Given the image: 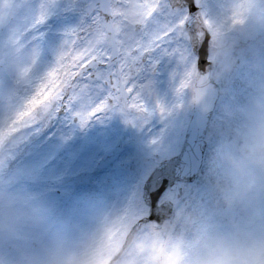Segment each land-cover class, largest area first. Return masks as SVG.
Listing matches in <instances>:
<instances>
[{
  "label": "rangeland",
  "instance_id": "rangeland-1",
  "mask_svg": "<svg viewBox=\"0 0 264 264\" xmlns=\"http://www.w3.org/2000/svg\"><path fill=\"white\" fill-rule=\"evenodd\" d=\"M46 1L52 5L51 0H0V145L8 135L17 131L20 134L10 138V145L4 146L5 153L0 154V178L7 179L0 227L4 238L16 237L12 243L18 246L20 258L15 264H61L65 255L85 250L91 255L92 264H99V259L105 264L122 248L138 219L148 215L142 198L144 181L151 165L171 156L181 146L182 131L192 112V89L176 95L179 77L172 74L182 72L184 66H179L174 57H165L164 75L157 83L153 80L154 95L145 99L151 115L132 119L133 127L113 111L90 122L99 133L93 138L88 131L78 147L76 134L72 142V137L67 139L69 129L54 124L58 119L55 113L49 118L39 115V119H49V123L40 122V126H34L31 116L23 124L19 117L15 126L13 111H20L21 101L24 100L23 106L36 94L34 83L56 62H48L50 57L41 53L38 36L49 31L51 37L65 33L76 26L72 21L85 9V0H64L56 6H48ZM206 1L205 16L213 29L219 30L213 37L210 59L217 64L216 45L231 37L236 40L230 53L236 70L229 75H216L222 93L207 137L204 168L185 199L199 195L204 217L208 216L204 227L211 229V209L217 201L221 202L220 196L240 200L250 211L257 207L260 221L256 236L264 242V172L245 168L243 159L237 167L233 166V158L242 157L243 149L254 139L252 125L259 113L253 108V101L264 102V71L250 67L255 61L264 62V31L257 39L247 38V33L257 30L249 15L251 0H235V10L230 9L232 0ZM40 3L44 13L34 14ZM45 14L49 17L42 21ZM36 19L40 23H35ZM234 19L240 22L233 23ZM49 45L52 49L56 46ZM156 99L165 106L163 115L154 110L152 101ZM173 104L176 107L170 111ZM45 131L52 135L50 148L36 153L34 160L19 162L17 157L24 150L21 144L27 147L31 138L38 137V146ZM102 159L103 171L96 172ZM9 180L15 183L9 184ZM99 183L96 192L94 185ZM244 188L250 190L242 194ZM57 190L70 192L60 200L55 195ZM178 205L174 218H182L187 224L190 215L183 213V199ZM109 219L116 223L113 233L107 229ZM237 222L243 228L248 220L243 216ZM174 223L173 219L160 230L151 226L136 228L116 264H178L176 249L180 243ZM230 223L234 224L233 218ZM163 247L169 250L166 256L161 255ZM203 262L201 256L199 264Z\"/></svg>",
  "mask_w": 264,
  "mask_h": 264
},
{
  "label": "snow or ice",
  "instance_id": "snow-or-ice-1",
  "mask_svg": "<svg viewBox=\"0 0 264 264\" xmlns=\"http://www.w3.org/2000/svg\"><path fill=\"white\" fill-rule=\"evenodd\" d=\"M186 5L179 0H90L80 23L65 32L55 65L39 79L40 87L20 119L55 103L70 109L76 101L81 108L75 116L82 126L108 111L151 115L144 96L151 94L149 76L163 57H174L184 66L172 74L179 77L176 95L196 91L200 78L190 29L202 19L213 37L219 30L201 12L190 14L187 0ZM48 17L45 14L41 20ZM198 35L202 40L203 33ZM198 99L197 92L194 100ZM154 110L161 115L166 111L159 99Z\"/></svg>",
  "mask_w": 264,
  "mask_h": 264
},
{
  "label": "water",
  "instance_id": "water-1",
  "mask_svg": "<svg viewBox=\"0 0 264 264\" xmlns=\"http://www.w3.org/2000/svg\"><path fill=\"white\" fill-rule=\"evenodd\" d=\"M192 2L193 0H187V4ZM180 4L184 6L186 0H181ZM199 13L198 8L190 11L192 15ZM199 32L203 33L202 40H199ZM190 33L195 44V51L199 56L198 73L200 80L196 89V95L198 92L199 99L196 100L195 112L181 154L164 162L145 185L148 189L145 196L151 205V218L156 224H160L170 215V206L167 205L169 202L157 206L159 196L164 189L167 186L174 189L176 180L192 181L198 175L203 163L202 158L206 145L204 135L220 93L219 85L213 80V63L208 61L210 35L202 19L190 29Z\"/></svg>",
  "mask_w": 264,
  "mask_h": 264
},
{
  "label": "clouds",
  "instance_id": "clouds-1",
  "mask_svg": "<svg viewBox=\"0 0 264 264\" xmlns=\"http://www.w3.org/2000/svg\"><path fill=\"white\" fill-rule=\"evenodd\" d=\"M237 4L232 0L231 10H235ZM249 15L257 30L247 33L248 39H257L264 31V0H251ZM236 40L226 37L215 47L218 60L216 64V75H229L236 70V62L231 57V49L235 46ZM250 67L254 70L264 71V62L255 61ZM253 108L259 115L254 119L252 125L253 142L245 146L242 157L233 158V166L237 167L243 159L244 167L259 172H264V102L253 101ZM51 108H48V112ZM48 112L42 114L47 115ZM250 190L241 189L242 194ZM204 259L207 264H264V242H255L246 248H234L227 243H221L211 250L206 251ZM61 264H92L91 255L85 251H74L62 258Z\"/></svg>",
  "mask_w": 264,
  "mask_h": 264
},
{
  "label": "flooded vegetation",
  "instance_id": "flooded-vegetation-1",
  "mask_svg": "<svg viewBox=\"0 0 264 264\" xmlns=\"http://www.w3.org/2000/svg\"><path fill=\"white\" fill-rule=\"evenodd\" d=\"M161 67H162V63L159 62V64L157 65V70L155 72L154 75H150L149 78L152 79L153 78H157L158 74L161 71ZM144 80H141V83H144ZM110 112V111H108ZM108 112H105L108 113ZM76 120V118H75ZM1 184V181H0ZM188 184H182L179 183L178 184V191L179 189L183 190L184 192H188L189 188L187 187ZM1 189V188H0ZM177 193V192H176ZM177 197L179 198V195H177ZM4 201L3 196L0 195V222L3 219V214H4V210H3V204L2 202ZM226 214H238L240 216H244L245 218H247L248 220V226H243V228H241L239 225H233L231 226V230L230 232H228V234H231V242H227V244L231 245L234 248H246L249 247L251 245H253L255 242H257L259 240V236H256V228L253 226L255 220H256V213H254L253 211H244V210H235V209H227ZM245 227H247V229H245ZM0 231V264H11L12 262H14L15 259H18L19 257V248L18 246H15L12 242H14L15 240V236L12 235L9 238H7L6 240H4L3 236L1 235ZM258 238V239H257ZM214 248V247H213ZM212 247H208L209 250L213 249ZM199 249H203V248H199ZM208 251V250H206ZM13 264V263H12Z\"/></svg>",
  "mask_w": 264,
  "mask_h": 264
}]
</instances>
